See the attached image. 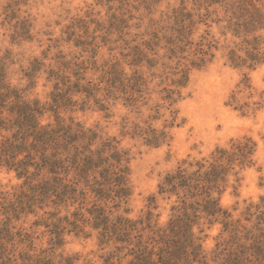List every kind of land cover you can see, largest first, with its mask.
<instances>
[{"label":"trees","instance_id":"obj_1","mask_svg":"<svg viewBox=\"0 0 264 264\" xmlns=\"http://www.w3.org/2000/svg\"><path fill=\"white\" fill-rule=\"evenodd\" d=\"M119 2L120 12L110 13L106 25L96 22L95 26L103 29L104 41L116 34L126 45L129 73L114 58L99 70L94 66L90 59L99 45L94 36L86 41L87 25L80 19L67 27L72 40H66L78 47L89 46V62L77 56L68 58L59 50L48 58L45 53L41 59L32 58L22 70L29 88L41 74L51 83L46 103L27 98L22 89L8 82L10 51L0 54V168L13 171L21 180L17 190L0 196V264H75V256L56 253L65 233L88 236L92 231L98 245L108 249L99 264H264V198L250 203L237 218L220 202L229 187L237 189L241 172L255 164L256 145L250 137L232 138L204 157L188 155L165 172L157 183V193L175 200L166 223L157 226L151 224L149 210L144 216H128L130 157L118 141L97 127H85L63 116L67 111L83 110L89 101L102 111L110 101L135 109L146 105L151 81L140 66L144 62L151 69L157 62L148 58L144 49L152 51V46L162 43L161 72L149 76L167 85L160 89L158 98L170 109L171 121L160 129L147 121L123 122L121 133L147 146L168 145L171 135L167 129L173 126L177 112L171 108L186 87L191 70L209 63L218 49L233 68L254 70L264 65V0H193V11L181 2L167 15L164 26L148 32V40L140 37L141 41L132 45L133 38L130 42L123 39L130 34L128 21L132 17L125 8L129 2ZM200 24H215L223 44L206 41V30L194 41ZM30 28L28 19L16 21L11 39L30 41ZM78 28L84 29L85 38L76 34ZM87 63L98 71L96 78L85 76ZM237 87L228 106L242 115L264 109L263 92L254 101L240 102L236 97L245 91L248 100L253 97L246 77ZM160 107L159 103L154 105L155 114ZM45 113H50L52 120L42 122ZM153 200L151 197V203ZM38 214L42 217L32 226L45 228L42 233L49 235V247L36 249L35 231L18 225V221ZM214 224L220 229L208 257L194 228L202 232L203 226Z\"/></svg>","mask_w":264,"mask_h":264},{"label":"rangeland","instance_id":"obj_2","mask_svg":"<svg viewBox=\"0 0 264 264\" xmlns=\"http://www.w3.org/2000/svg\"><path fill=\"white\" fill-rule=\"evenodd\" d=\"M11 1H15L16 4H12ZM119 1L0 0V54L8 50L12 59V63L7 67L8 82L22 89L27 98H35L41 103L48 102L51 83L47 82L45 75H39L35 86L29 88L27 80L22 77V70L28 66L32 58L41 59L43 53L47 54L48 58L59 50L68 58L77 56L79 60L88 59L89 62L91 56V52L88 51L89 46L78 47L73 41L66 40L68 38L72 40V37L68 36L67 27L79 19L87 25L86 35L89 36L86 41L90 40V36H94L95 43L99 45L96 55L90 59L95 62L94 66L99 70L106 61L114 58L113 60L121 62L124 70L129 73L130 68L126 64L129 58L125 56L128 51L126 45L116 34L110 35L109 39L104 41L103 29L99 30L100 27L95 26L96 22L106 25L110 13L120 12ZM254 1L263 2V0ZM128 2L129 5L125 8L129 12L128 15L132 17L128 21L131 25L130 34L123 39L130 42L133 38L131 45L140 42V37L148 40L150 38L148 32L151 34V31L164 26L167 23V15H170L172 9L180 6L181 2L187 10L193 11L195 8L193 0H128ZM23 18L28 19L31 25L32 39L22 42L13 41L10 37L13 25ZM205 30L209 32V35L205 36L206 41H218V46L223 44V37L215 24H211V27H206L204 24L198 25L192 39L198 41ZM75 32L85 35L82 28L75 29ZM162 46V43L152 46V51L148 48L144 49L147 57L157 62L151 69L147 68L144 62L140 66L146 79L151 81L152 92L146 105L135 109L123 106L121 102L110 101L108 108L102 111L89 101L83 110L67 111L63 116H70L85 127H97L101 133L114 137L118 141L119 147L130 157L132 194L127 205L128 216L137 218L144 216L149 210L150 222L157 226H163L166 223L175 200L174 197L168 198L166 195L157 193V183L165 172L172 170L188 155L193 158L204 157L216 146L226 145L232 138L250 137L256 145L255 164L241 172V179L235 191L229 187L220 198L223 207L230 211L234 218L240 217L246 206L250 203H258L261 197L264 198V109L255 114L242 115L227 103L244 77L248 79L254 95L248 100L247 91L238 93L236 97L240 102L254 101L258 93H264V65L254 70L233 68L225 62L220 49L214 51V57L209 63L199 69L191 70L186 87L181 90L180 98L171 108L177 112L173 126L167 129L171 135L170 143L151 147L145 145L140 139L122 135L121 126L123 122L129 125L132 122L147 121L160 129L171 121L170 109H167V104H163L158 98L160 89L167 85L159 84L160 78L149 76L150 73L157 76L161 72L160 63L163 60L161 56L164 53ZM45 63H48V60ZM86 66L88 69L85 76L96 78L98 71H94L95 67L89 63ZM156 103L161 106L158 114L154 112ZM154 115L158 117L155 120L152 119ZM48 120H52V117L50 113H45L42 122ZM20 183L21 180L15 177L13 171L0 168V196L1 193L11 194L17 190ZM151 197H154L152 203ZM41 217L40 214L29 215L18 221V225L35 231L33 236L37 237L34 240L36 249L49 247L47 244L49 235L42 233L45 228L41 225L32 226V222ZM202 229V232H199L198 228H194V232L200 237L202 248L210 257L220 226L214 224L209 228L203 226ZM106 251H108L107 248L103 249L98 245L96 233L92 231L88 236L65 233L63 245L57 249L56 253L75 256L77 258L75 264H99L102 262L101 256Z\"/></svg>","mask_w":264,"mask_h":264}]
</instances>
